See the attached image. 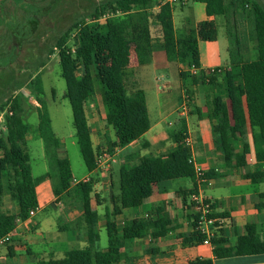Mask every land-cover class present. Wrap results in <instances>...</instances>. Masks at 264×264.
Returning a JSON list of instances; mask_svg holds the SVG:
<instances>
[{"label": "trees", "instance_id": "1", "mask_svg": "<svg viewBox=\"0 0 264 264\" xmlns=\"http://www.w3.org/2000/svg\"><path fill=\"white\" fill-rule=\"evenodd\" d=\"M203 4L206 19L198 23L197 29H190L180 34L174 43H168L175 36L172 8L161 5L155 13L161 36L166 41L163 49L166 55L172 56L182 69L195 68L196 76L180 70L178 77L182 81L191 78L192 85H200L205 90L206 104L204 114L211 124L216 137V151L221 162L226 166L244 167L245 156L249 150L243 145L240 152L235 148L246 133L249 125L252 131V143L258 169L245 178L262 179L264 177V7L256 0H247L253 14L254 39L257 59L243 62L239 70L230 66L224 71L214 68L209 74L200 69L198 42L216 43L218 37L217 17L226 14L224 0H192ZM158 0H113L106 8L97 11L135 14L146 13L157 5ZM143 17L139 19L142 22ZM31 22V21H30ZM146 19L143 23L130 22V37L122 34L119 26L107 21L104 26H90L75 23L56 41L61 77L65 82L63 98L71 108L72 124L85 168L90 173L96 169L97 150L93 148L91 132L85 114V105L94 94V82L103 89V104L108 125L111 126L115 141L107 148L111 154L115 147L122 148L138 140L150 128L147 115L145 94L137 90L130 95L126 89L125 72L133 61L143 65L149 33ZM72 41V48L69 42ZM172 54V55H171ZM150 58V54H149ZM148 62V61H147ZM208 87H212L208 91ZM242 91V92H241ZM39 94L37 103L38 125L36 136L45 146V156L57 178L53 188L55 197L75 196L81 204L82 213L87 225L91 226L97 219L91 210L92 183L72 185L70 163L63 150V142L51 131L48 113L42 111L44 104ZM11 115L5 116V131L0 137V209L3 197L9 198L17 205L16 214H5L0 211V238L15 230L19 222L28 219L30 209L36 207L35 180L29 165V156L24 148L25 139L30 127L23 121V97L15 96L10 102ZM201 112V111H200ZM199 116V117H200ZM175 148L166 156L143 157L136 164H124L119 168V186L116 200L112 202V213L118 214L124 209H135L141 206L159 183L194 178L193 166L190 163L191 150L185 144L183 131L173 136ZM49 176V174H48ZM211 174L205 173L204 178ZM195 189V187H194ZM194 191V190H193ZM192 191V192H193ZM145 222L132 221L118 231L111 223L106 225L107 247L95 250L94 242L98 237L89 238V245L66 251L62 258L40 261L38 264H115L122 245L145 235ZM195 224L193 222V229ZM120 236V240L118 239ZM202 242L203 237L195 232ZM213 254L224 258L230 254L259 255L264 254V241L253 243L249 234L238 238L232 249L222 248L223 242L214 235L211 239ZM192 264H210L209 261H196Z\"/></svg>", "mask_w": 264, "mask_h": 264}, {"label": "rangeland", "instance_id": "2", "mask_svg": "<svg viewBox=\"0 0 264 264\" xmlns=\"http://www.w3.org/2000/svg\"><path fill=\"white\" fill-rule=\"evenodd\" d=\"M111 1L113 0H6L0 3V111L5 108L8 109L15 96L22 95L23 121L30 127L24 148L29 156V165L35 182L44 184L42 187L48 191L53 190L56 186L57 178L51 171L46 159L43 141L36 136L37 109L40 107L37 103L39 94L44 104L42 111L47 112L50 119L51 131L64 144L63 150L70 163L72 178L77 181L84 176H89L92 179L97 178L96 173H89L85 168L76 143L71 108L68 100L63 98L66 87L61 77L58 53L55 49L56 41L73 24L82 23L102 27L107 21H112L119 26L124 36L130 37V22L144 23L146 19L145 24H147L149 33L146 52H150V58L149 54L146 55L145 58H147L142 63L143 65H139L137 60L133 58L135 64L133 67L130 64L125 72L126 89L130 95L137 90L144 92L150 120L154 121L157 117L164 118L163 126L166 127L167 132L179 129L181 124L179 112L183 111L184 106L186 113H189L190 108L198 100L206 103L204 88L200 85H192L191 78L186 82L181 80L182 87L180 86V78L178 77L180 70L187 71L192 77L196 76L198 71L192 74L189 70L179 67L180 64L172 56L170 57V54L169 56L166 55L163 49L166 41L162 38L155 20V13L158 11L157 5L146 13L135 14L133 11L128 14L118 13L101 24L92 21L94 17L102 14L96 15L97 11L106 8ZM256 1L264 7V0ZM224 2L226 14L216 18L219 26L220 44L222 45L228 39L233 50L242 51L245 47L246 51L251 52L255 40L251 6L247 4V0H224ZM171 8L175 36L172 40H168L169 44L174 43L180 34L190 29H197L196 20L197 18L201 20L204 15L203 4L193 3L192 0H187L184 6L174 5ZM141 17H143L142 22L139 21ZM243 37L245 41H243ZM68 45L72 48V41ZM209 46L215 45L211 43ZM204 51L202 46L200 58L206 64ZM234 54L236 55L234 59L225 60L223 66L219 68L224 71L233 64L237 65L243 62L242 54L241 56L235 52ZM249 59L246 56V60ZM141 66L145 67L142 68ZM134 67L137 68L136 71H143L142 75H145V72L148 73L139 87L135 86L133 75L130 74V69ZM207 73L209 74L208 71ZM211 89L212 87H208V91ZM102 94V87L94 82V94L88 101L94 109L93 113L89 114L88 119L93 130H95L93 131L95 143L99 140H103L104 143L102 133L105 131L106 145L103 149H106L108 140H112V132L106 123ZM203 109L205 111V108ZM191 111L194 112L195 108ZM99 124L101 125L100 128ZM169 124L171 125L169 126ZM112 167L113 172H111L112 169H109L105 171L104 176H101V178L103 177L101 181L105 182L104 184L107 183V187L102 186L100 191L99 188H94L95 181L89 179V182L92 183L93 206L101 202L102 204H109V200H112L109 195H118V166L112 164ZM110 172L112 175L111 186L108 185ZM46 173H49V177ZM71 184L76 185L73 181ZM261 188L264 189V185H261ZM94 195L98 196V202ZM40 196L39 194L37 198ZM63 197L66 196L63 195ZM68 199L72 205L76 204L75 196L66 197L65 201ZM10 203L12 200L6 197L5 206H10ZM30 219V223L35 221L40 223L38 231L46 232L49 235L57 233V225L65 224L59 211L53 208H47ZM47 224H50V227L45 226ZM61 234L66 236L71 235L72 232L66 230L61 231ZM106 247L107 234L106 231L101 230L99 241L95 244L94 249L102 250ZM69 249H78V245L63 246V250ZM26 257L25 252H17L14 258H7L0 264H33L31 261H21ZM61 257L60 254L57 259Z\"/></svg>", "mask_w": 264, "mask_h": 264}, {"label": "crops", "instance_id": "3", "mask_svg": "<svg viewBox=\"0 0 264 264\" xmlns=\"http://www.w3.org/2000/svg\"><path fill=\"white\" fill-rule=\"evenodd\" d=\"M206 17L204 7V15L201 20L197 18L196 24L204 21ZM243 41H245L244 37ZM209 44L211 43L198 42L200 69L203 71H207L208 67L209 69L222 67L225 60L229 61L236 57L234 52L239 56L243 55L241 56L243 62L257 59L255 40L251 52L246 51L245 47L242 51L233 50L228 39L221 45L219 37L214 43L215 46L211 47ZM202 46L206 54V64L200 58ZM246 56L250 59L246 60ZM134 62L131 61L132 67ZM241 63L232 66L239 70ZM141 67L144 68L145 66ZM136 70L135 67L130 69V74L133 75L135 86L139 87L148 73L145 72V75H142L143 71ZM205 104V102L198 100L190 108L189 113L182 114L179 112L181 120L179 129L167 132L166 127L163 126L164 118L157 117L154 121L150 120L146 101L147 115L150 121L149 130L129 145L122 148L115 147L111 154L106 152L110 144L115 141L111 126L106 120L107 125L111 128L112 140H108L107 148L103 149L106 145L105 131L102 133L104 143L103 140L94 142L93 131L95 130H93L88 119L89 114L93 113L94 109L90 102L85 105V114L91 132L93 148L97 150L98 155L107 154L111 157L108 166V170L112 169L111 172H113L112 164H116L119 171L122 165L136 164L141 158L148 155H152L151 157L166 156L176 146L173 136L183 131L186 135L185 144L188 142L191 156L197 164L201 165L205 173L211 174L210 178L201 185L203 195L211 200L216 215L226 219V225L215 231L216 237L223 242L221 247L232 249L238 238L247 234L250 235L253 243L262 242L264 241V189L261 188V185H264V177L262 179L245 178L246 175H252L258 169L254 156L252 131L247 125L245 136L235 148L236 152H240L243 145L248 147L249 152L245 156L246 165L244 167L224 165L216 151L217 141L212 133L210 121L205 116H200V113L204 114L205 112L203 109ZM194 108L195 111H191ZM100 149L101 152L99 153ZM111 172L108 178L109 186L112 185ZM90 173H96L97 178L92 179L89 176H84L81 180L86 178L94 180V188H99V191L102 186L107 187V183L104 184L105 182L101 181L103 178L101 176H104L105 173L104 170L95 169ZM196 184L194 178L159 183L153 187L151 196L141 206L135 209L121 210L118 214L112 213V202L113 199L116 200L117 195H109L112 199L109 200V204H102L101 202L93 206L91 200V210L97 219L89 226L85 222L82 207L78 201L72 205L69 199L65 201L66 197L64 198L63 195L55 197L53 190L48 191L42 187L44 184L35 182V208H38L36 214L47 208H53L59 211L65 224L57 225V233L49 235L46 232L38 231L40 225L38 221L30 223L31 219L29 218L19 222L13 231L10 243L0 248V262L7 258H14L17 252H25L29 259L26 257L21 261H31L33 264L50 258L57 259L58 255L61 254L63 257L66 251L73 250H63L65 245L76 244L80 249L89 245V238L98 237V240L94 242L95 246L99 241V232L101 230L106 231L108 223L113 224L120 231L132 221L142 220L146 224L145 235L140 239L125 242L119 250L115 264H192L196 261H209L210 264H264V254L242 256L230 254L224 258H216L213 254V246H204L196 238L193 229L194 210L188 201V195L194 190ZM39 194L41 196L37 198ZM94 196L98 202V196ZM6 197L9 198L8 195L3 197L0 211L5 214H16L18 212L16 203L12 201L10 206H5ZM59 200L61 201L59 202ZM61 203L62 206H60ZM45 226L50 227V224ZM66 230L71 231L72 234L62 235L61 231ZM118 239L120 240V236Z\"/></svg>", "mask_w": 264, "mask_h": 264}, {"label": "built area", "instance_id": "4", "mask_svg": "<svg viewBox=\"0 0 264 264\" xmlns=\"http://www.w3.org/2000/svg\"><path fill=\"white\" fill-rule=\"evenodd\" d=\"M187 0H158L156 8L158 9L161 5L168 4L170 7L174 5L184 6L186 5ZM117 13H113L108 10L99 15L98 17H94L92 21L97 24L105 23L110 17L114 16ZM213 69H207L208 72H211ZM190 73L195 74L198 70L195 68L189 69ZM207 71H204L207 73ZM182 114H186L185 106L183 107ZM11 115L10 109L8 107L4 110L0 111V137L3 135L5 131V116ZM186 146H188V142H186ZM110 156L107 154H102L99 158L96 157V169L99 170H108ZM190 163L193 166L194 170V179L196 180V186L193 192L188 195V201L192 205V209L194 210V219L193 222L195 224L194 231L203 237L202 245L212 247L211 239L215 235V231L222 228L226 225V219L224 217L218 216L215 213L213 208V204L210 199L206 198L203 195L201 185L205 183L206 179L204 178V170L201 165L197 164L194 158L191 156ZM73 183H88L89 178L83 179L81 181L72 180ZM38 208L30 209L28 212V219L35 216ZM13 231L4 235L0 238V248L5 247L12 240Z\"/></svg>", "mask_w": 264, "mask_h": 264}, {"label": "water", "instance_id": "5", "mask_svg": "<svg viewBox=\"0 0 264 264\" xmlns=\"http://www.w3.org/2000/svg\"><path fill=\"white\" fill-rule=\"evenodd\" d=\"M4 1H6V0H0V3H1V2H4Z\"/></svg>", "mask_w": 264, "mask_h": 264}, {"label": "flooded vegetation", "instance_id": "6", "mask_svg": "<svg viewBox=\"0 0 264 264\" xmlns=\"http://www.w3.org/2000/svg\"><path fill=\"white\" fill-rule=\"evenodd\" d=\"M2 3V2H1Z\"/></svg>", "mask_w": 264, "mask_h": 264}]
</instances>
